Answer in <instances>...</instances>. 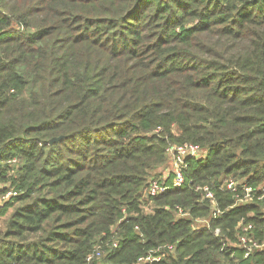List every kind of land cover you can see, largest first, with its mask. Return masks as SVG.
I'll list each match as a JSON object with an SVG mask.
<instances>
[{
	"label": "trees",
	"instance_id": "obj_1",
	"mask_svg": "<svg viewBox=\"0 0 264 264\" xmlns=\"http://www.w3.org/2000/svg\"><path fill=\"white\" fill-rule=\"evenodd\" d=\"M184 142L206 156L146 211ZM229 177L263 192L264 0H0V221L19 203L0 264H264L238 240L247 223L264 239V198L235 204Z\"/></svg>",
	"mask_w": 264,
	"mask_h": 264
},
{
	"label": "built area",
	"instance_id": "obj_2",
	"mask_svg": "<svg viewBox=\"0 0 264 264\" xmlns=\"http://www.w3.org/2000/svg\"><path fill=\"white\" fill-rule=\"evenodd\" d=\"M166 155L168 157V169L169 173L166 176H163L161 179H152L149 180L145 188V196L147 198H153L160 194L167 192L171 188H178L184 186L188 183V176L186 169L188 166V161L191 158H199L206 156V151L196 143L184 142V143H174L170 144L166 149ZM11 163H15L16 159H10ZM191 182V181H189ZM240 186H243L244 192L239 193ZM224 190L232 192L236 196L235 204L243 203L254 198L262 199L264 198V188H262V193L259 192L260 186L254 188L247 185L246 183L238 181L236 177H229L224 181L223 185ZM195 189L202 192V196L206 199L212 206V219L216 218L222 211L217 207L216 194L209 185L207 184H196ZM15 194L13 189H8L2 191L0 185V203L8 200L11 195ZM178 208V214L182 216H188L189 212L185 211L181 207ZM192 228L195 230H200L204 228L211 227V219L206 217L195 218L192 221ZM240 231L238 232L239 245L244 249V257H248L254 250L264 249V239L259 240L253 236V224H239ZM216 235L220 234V228L216 227L214 230ZM107 244L117 246V243ZM166 249H174L173 244L165 245ZM104 249L101 244L95 245L94 248L88 254L87 259H93L94 257H99ZM164 251L149 250L146 254L138 258L140 263H153L155 261H160L164 257Z\"/></svg>",
	"mask_w": 264,
	"mask_h": 264
},
{
	"label": "rangeland",
	"instance_id": "obj_3",
	"mask_svg": "<svg viewBox=\"0 0 264 264\" xmlns=\"http://www.w3.org/2000/svg\"><path fill=\"white\" fill-rule=\"evenodd\" d=\"M193 19L194 18L191 17V16H185L186 23H189L190 21H194ZM168 173H169V169H168V163H167V165L165 166V168L161 169V171L159 170V172H157V174L155 176H151L148 179L149 180H152V179H161V178H163V176H166ZM6 183L8 184V182H6ZM145 199H146V201H148L147 203H145V206H144L145 207V210L146 211H150L154 205H152L150 198H147L146 197ZM18 204H19L18 202H15L14 205L9 208L6 216L4 218H2V220L0 221V239L2 238V234L5 231V222H6V219L9 217V215L12 213V211L14 210V208Z\"/></svg>",
	"mask_w": 264,
	"mask_h": 264
},
{
	"label": "water",
	"instance_id": "obj_4",
	"mask_svg": "<svg viewBox=\"0 0 264 264\" xmlns=\"http://www.w3.org/2000/svg\"><path fill=\"white\" fill-rule=\"evenodd\" d=\"M64 136L63 135H60V136H55V137H52L50 140H49V143H54L56 141H59L60 139H62Z\"/></svg>",
	"mask_w": 264,
	"mask_h": 264
}]
</instances>
